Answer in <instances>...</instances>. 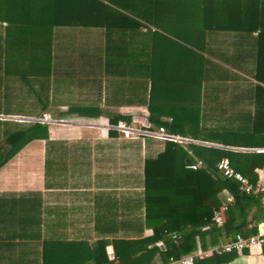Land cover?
Returning a JSON list of instances; mask_svg holds the SVG:
<instances>
[{"label": "trees", "instance_id": "1", "mask_svg": "<svg viewBox=\"0 0 264 264\" xmlns=\"http://www.w3.org/2000/svg\"><path fill=\"white\" fill-rule=\"evenodd\" d=\"M102 92L105 103L119 102L118 94L145 103L151 130L164 126L216 144L145 136L152 234L114 239L116 264H152L155 256L167 263L257 232L264 200L222 176L216 163L227 158L252 184L255 169L264 168V0H0V114L40 117L62 102L68 114L96 110ZM36 138H47L44 122L0 118V165ZM227 193L233 202L218 225L213 214ZM143 250L148 260L136 256Z\"/></svg>", "mask_w": 264, "mask_h": 264}, {"label": "crops", "instance_id": "2", "mask_svg": "<svg viewBox=\"0 0 264 264\" xmlns=\"http://www.w3.org/2000/svg\"><path fill=\"white\" fill-rule=\"evenodd\" d=\"M101 94L96 110L76 114L66 113V102L49 103L40 117L0 114L25 121L47 116L41 121L47 138L30 140L0 165V264H116L114 239L152 234L142 170L148 135L121 129H148L147 106L119 94V102L105 103ZM255 170L264 183V168ZM139 255L149 259L147 250ZM169 262L155 256L152 264ZM214 264H264L262 245Z\"/></svg>", "mask_w": 264, "mask_h": 264}, {"label": "built area", "instance_id": "3", "mask_svg": "<svg viewBox=\"0 0 264 264\" xmlns=\"http://www.w3.org/2000/svg\"><path fill=\"white\" fill-rule=\"evenodd\" d=\"M43 121L47 120V116H42ZM149 127V126H148ZM124 134H144L148 136H153L160 139L171 140L180 144H204V145H214L213 143L207 141H199L190 137L180 136L169 132L164 126H158L155 130L145 129L140 131H135L128 128L125 125L121 127ZM201 165V161L190 163L187 165L188 168H197ZM216 168L219 173L225 178L235 180L240 188H242L246 193L260 196L264 200V183L256 182L252 184L249 179L239 170L234 169L229 163L227 158H222L216 163ZM233 202V196L230 193L225 195V199L222 205L213 214V220L216 224L220 225L224 220V212L229 204ZM169 236L175 242L179 240V234L175 231L169 232ZM161 244V242H159ZM254 245H264V225L259 227L257 232L248 236H241L240 234H235L234 236L221 241L215 245L209 246L206 249L197 248L196 250L181 256L176 260L170 261L168 264H193L194 260L197 258H202L205 256H210L212 254H228L235 253L241 254L244 250L250 249Z\"/></svg>", "mask_w": 264, "mask_h": 264}, {"label": "water", "instance_id": "4", "mask_svg": "<svg viewBox=\"0 0 264 264\" xmlns=\"http://www.w3.org/2000/svg\"><path fill=\"white\" fill-rule=\"evenodd\" d=\"M36 120H38V121H43L41 118H38V119H36ZM233 148V147H232ZM234 149H240V148H234ZM242 150H246V149H243V148H241Z\"/></svg>", "mask_w": 264, "mask_h": 264}]
</instances>
